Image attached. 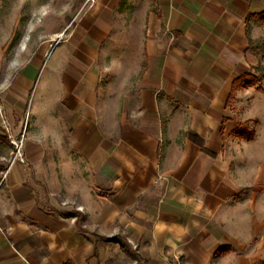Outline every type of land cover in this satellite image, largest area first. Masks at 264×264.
<instances>
[{"label": "crops", "instance_id": "crops-1", "mask_svg": "<svg viewBox=\"0 0 264 264\" xmlns=\"http://www.w3.org/2000/svg\"><path fill=\"white\" fill-rule=\"evenodd\" d=\"M263 11L92 0L1 75L0 264H264Z\"/></svg>", "mask_w": 264, "mask_h": 264}, {"label": "rangeland", "instance_id": "rangeland-1", "mask_svg": "<svg viewBox=\"0 0 264 264\" xmlns=\"http://www.w3.org/2000/svg\"><path fill=\"white\" fill-rule=\"evenodd\" d=\"M91 2L92 0H0V76L14 75L37 49L48 50L57 36ZM250 36L251 51L257 61L250 69L255 82L251 85H244L243 82L242 86L264 91V21L256 20L251 26ZM115 73L116 71L113 74L112 71L108 72L105 81Z\"/></svg>", "mask_w": 264, "mask_h": 264}, {"label": "built area", "instance_id": "built-area-1", "mask_svg": "<svg viewBox=\"0 0 264 264\" xmlns=\"http://www.w3.org/2000/svg\"><path fill=\"white\" fill-rule=\"evenodd\" d=\"M0 117L2 119V125L4 127L5 134L10 138L11 143L14 146V160H19L20 162H25L24 154H23V146H24V139H25V132L23 131L18 137H12L10 133V129L8 128L6 121L3 117V114L0 110Z\"/></svg>", "mask_w": 264, "mask_h": 264}, {"label": "trees", "instance_id": "trees-1", "mask_svg": "<svg viewBox=\"0 0 264 264\" xmlns=\"http://www.w3.org/2000/svg\"><path fill=\"white\" fill-rule=\"evenodd\" d=\"M252 17L255 19V20H261V21H264V11L263 12H260V13H257V14H254L252 15ZM238 82H241L243 83L244 82V85H251L255 82V78L254 76H252L250 73L249 74H245L243 75L240 80ZM193 139L194 136H191Z\"/></svg>", "mask_w": 264, "mask_h": 264}]
</instances>
